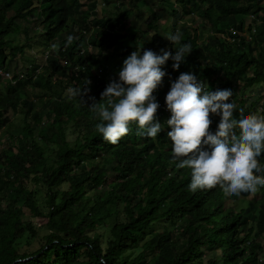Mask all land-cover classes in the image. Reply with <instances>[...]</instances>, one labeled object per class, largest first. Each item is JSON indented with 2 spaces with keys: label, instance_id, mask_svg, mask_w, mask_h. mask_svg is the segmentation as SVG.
<instances>
[{
  "label": "trees",
  "instance_id": "1",
  "mask_svg": "<svg viewBox=\"0 0 264 264\" xmlns=\"http://www.w3.org/2000/svg\"><path fill=\"white\" fill-rule=\"evenodd\" d=\"M87 1L0 0L1 68L8 71L36 43L48 47L24 82L19 73L0 77V264H264V190L190 191L191 171L176 167L166 126L153 139L130 122L116 144L95 130L99 118L89 106L118 79L123 60L136 48L175 49L164 30L149 36L128 27L124 3L116 5L120 14L105 18L100 2ZM144 1L128 5L140 10ZM162 1L173 17L198 16L213 37L172 26L170 34L179 32L192 52L178 70L171 59L163 66L157 119L163 124L170 116L163 108L169 78L189 70L213 91L232 89L234 116L256 113L259 102L246 106L245 96L264 85V0ZM36 12L41 27H25L27 44L7 39L20 22L35 23ZM232 28L235 41L220 36ZM72 87L87 91L70 97ZM211 119L215 130L219 117ZM257 159L264 166V152Z\"/></svg>",
  "mask_w": 264,
  "mask_h": 264
},
{
  "label": "clouds",
  "instance_id": "2",
  "mask_svg": "<svg viewBox=\"0 0 264 264\" xmlns=\"http://www.w3.org/2000/svg\"><path fill=\"white\" fill-rule=\"evenodd\" d=\"M103 6H106L104 2ZM235 31L232 28L230 34L220 36L233 42ZM165 36L172 42L174 52L161 49L157 53L136 48L123 60L118 79L107 84L101 100H93L89 108L99 118L95 130L105 141L116 144L129 132L130 122L136 123L138 134L153 139L166 126L170 129L167 137L172 142V158L177 161L176 167H187L191 171L187 185L190 191L219 185L226 195L255 193L257 190L260 194L264 190V172H261L264 166L257 159L264 152V104L260 106L261 95L256 94L255 89L250 96H245V99L257 97L256 113L241 110L236 117L233 115L236 106L230 100L233 96L231 88L213 91L193 71L179 72L175 80L169 78L170 87L164 97L166 106L163 108L168 109L170 116L162 124L156 117L160 103L154 92L167 75L163 66L171 59L172 68L178 70L192 52L190 43L181 42L179 32ZM73 39L68 35L66 43L70 44ZM88 83L90 81L85 85ZM68 91L70 97H76L82 96L87 89L72 87ZM212 116L219 117L215 130L210 128Z\"/></svg>",
  "mask_w": 264,
  "mask_h": 264
},
{
  "label": "rangeland",
  "instance_id": "3",
  "mask_svg": "<svg viewBox=\"0 0 264 264\" xmlns=\"http://www.w3.org/2000/svg\"><path fill=\"white\" fill-rule=\"evenodd\" d=\"M91 1L92 0H88L87 4H89ZM93 1H96V0H93ZM110 1L111 2L109 4H107L106 6H103L102 0L96 1L98 3L101 2L100 6H99V10L101 11V14L103 17H105V18L116 17L118 14H120L116 5L120 6L122 3H124L125 8L128 7L127 9L129 10L128 17L126 19L123 18V21L125 22V24H127L128 27L137 28L139 30H142L143 32L147 33L149 36H153L157 31H160L161 34H164L163 30H164L165 34L167 35V34H170V30L172 29V26L174 24L177 25V28H181L185 24L187 26H190L192 28L191 30L201 29L202 38H203V34L206 37L209 36V38H211L212 33H210V29L208 28V25H205V23L198 16H194V15L193 16H185L181 13V14H178L177 16L173 17V15L171 13V8L168 5L162 4V2H164L162 0L144 1L143 3H141V6H140L141 9L140 10L137 8H131L130 5H128L131 0H110ZM174 2L176 3V0H173V3ZM178 6H180V5H178ZM175 7H176V5H175ZM37 14H38V12L35 13V15L33 16V20H32V22H35V23L20 22L19 26H18V30L13 31V33H11V35H9L7 37V39L14 40L16 44L17 43H19L20 45L27 44L28 43L27 36L23 33L25 27H27V26L32 27V29L36 30V31H38V29L41 27V25L37 23V18H38ZM251 23L253 24L251 19L246 20L245 32H249L248 27L250 26ZM74 25H75V30L78 31L80 24H78L77 22H74ZM71 26H73V25H71ZM68 27L69 26L67 25V28ZM65 30H67V29H65ZM199 34H200V32H199ZM30 36H33V34ZM35 36H37V35H35ZM42 38H44V36H42L41 39ZM43 42L44 41H41V43H36L35 47L33 48V50H31L30 53H26L25 56L19 55L17 57L18 59L11 63V66H10V68H8L9 69L8 71L11 73L12 77L14 76V74L19 73L20 74V80H22L21 82H24L28 72L30 70H32V69L29 70V68H31V61L42 62V59L45 58L44 57L45 54L48 53L47 52L48 47L44 46ZM38 73H41V70L38 71ZM5 80H7V79H5ZM9 80H11V79H9ZM4 82H6V81H4ZM260 88H262V87L256 86L255 87L256 91L255 90L254 91L256 94L261 95L260 106H262L264 104V98L262 97L264 95V93L260 94V91H262ZM254 91H250L249 93H253ZM249 93L246 96H248ZM238 99H240V98L237 96V100ZM255 100H257V97H253V96L250 98L246 97V106H249ZM169 114H170V112H169ZM14 134L18 135V129L14 130ZM7 141H8V139H7ZM113 179H114V177L111 174L108 182H111ZM43 190H44V188H43ZM43 196H44V192L42 191L38 195V197H39V199H41V198H43ZM261 199H263V197ZM40 233H41V235H44L46 233V229L42 228L40 230ZM26 243H27V241H26V239H24L22 241L23 246H26ZM36 246H38V244H36L35 247ZM128 253H129V255L133 254V252H128Z\"/></svg>",
  "mask_w": 264,
  "mask_h": 264
},
{
  "label": "built area",
  "instance_id": "4",
  "mask_svg": "<svg viewBox=\"0 0 264 264\" xmlns=\"http://www.w3.org/2000/svg\"><path fill=\"white\" fill-rule=\"evenodd\" d=\"M0 77L2 79H7V80L12 79L11 73L9 71H7L6 69L1 68V67H0Z\"/></svg>",
  "mask_w": 264,
  "mask_h": 264
}]
</instances>
